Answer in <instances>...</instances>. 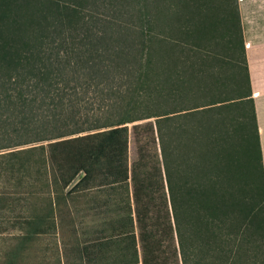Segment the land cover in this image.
<instances>
[{"label": "trees", "instance_id": "1", "mask_svg": "<svg viewBox=\"0 0 264 264\" xmlns=\"http://www.w3.org/2000/svg\"><path fill=\"white\" fill-rule=\"evenodd\" d=\"M128 124L131 159L47 161ZM262 163L237 0H0V221L21 241L87 211L91 264H264Z\"/></svg>", "mask_w": 264, "mask_h": 264}, {"label": "rangeland", "instance_id": "2", "mask_svg": "<svg viewBox=\"0 0 264 264\" xmlns=\"http://www.w3.org/2000/svg\"><path fill=\"white\" fill-rule=\"evenodd\" d=\"M123 5H126L122 3ZM125 25L124 22H121ZM252 137L251 154L257 155L255 138ZM47 161L53 167L67 161L76 160L84 157H92L105 152L127 149L129 159L134 154V140L132 136V125L118 126L77 135L64 137L43 143ZM264 175V163H262ZM0 184V192L4 191L5 186ZM76 208H83L84 199L80 198L75 203ZM5 213L3 216L16 215ZM2 219V217H1ZM74 234L69 229L57 235L33 236L30 241H21L17 238L19 232L12 230L7 223L0 221V264H91L90 259L91 242H87L95 227L100 220L97 216L87 211L73 212ZM97 220V221H96ZM126 239L123 243H129ZM62 242H64L62 244ZM106 245L105 253H109V248L116 251L122 241L111 239L101 241ZM100 244V242H99ZM108 250V251H107ZM112 250V249H111ZM141 264V263H139Z\"/></svg>", "mask_w": 264, "mask_h": 264}, {"label": "crops", "instance_id": "3", "mask_svg": "<svg viewBox=\"0 0 264 264\" xmlns=\"http://www.w3.org/2000/svg\"><path fill=\"white\" fill-rule=\"evenodd\" d=\"M264 162V0H237Z\"/></svg>", "mask_w": 264, "mask_h": 264}]
</instances>
